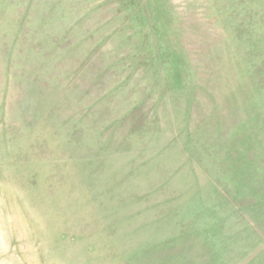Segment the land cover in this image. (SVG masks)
Listing matches in <instances>:
<instances>
[{"label":"rangeland","instance_id":"obj_1","mask_svg":"<svg viewBox=\"0 0 264 264\" xmlns=\"http://www.w3.org/2000/svg\"><path fill=\"white\" fill-rule=\"evenodd\" d=\"M0 264H264V0H0Z\"/></svg>","mask_w":264,"mask_h":264}]
</instances>
